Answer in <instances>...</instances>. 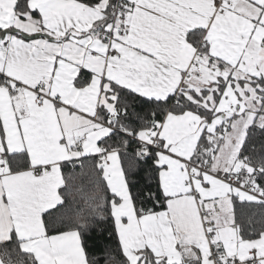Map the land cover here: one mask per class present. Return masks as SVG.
<instances>
[{
	"label": "snow or ice",
	"instance_id": "obj_1",
	"mask_svg": "<svg viewBox=\"0 0 264 264\" xmlns=\"http://www.w3.org/2000/svg\"><path fill=\"white\" fill-rule=\"evenodd\" d=\"M0 264H264V0H0Z\"/></svg>",
	"mask_w": 264,
	"mask_h": 264
}]
</instances>
